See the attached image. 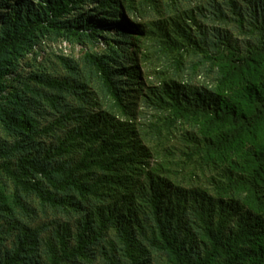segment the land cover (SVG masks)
<instances>
[{"label":"trees","instance_id":"16d2710c","mask_svg":"<svg viewBox=\"0 0 264 264\" xmlns=\"http://www.w3.org/2000/svg\"><path fill=\"white\" fill-rule=\"evenodd\" d=\"M0 264H264V0H0Z\"/></svg>","mask_w":264,"mask_h":264},{"label":"rangeland","instance_id":"374dc122","mask_svg":"<svg viewBox=\"0 0 264 264\" xmlns=\"http://www.w3.org/2000/svg\"><path fill=\"white\" fill-rule=\"evenodd\" d=\"M105 44H106V38L102 37L97 41L95 48L98 50L103 49L105 47ZM41 47H42L41 54L38 55L37 59L38 60L41 59L43 54L50 53L51 58L54 60L55 57L53 54L77 58L84 52L86 47H88V44L87 43L86 44L69 43L68 41L62 40V39H57V40L45 39L42 42ZM38 49H39V46H38ZM137 65L139 67V76L138 77L142 78L141 71H143V70H141V69H143V68L140 64H137ZM146 74H147V72H146ZM150 77H152V76H149V78ZM147 111H149L147 108L146 109L143 108V113L145 112V115L143 116V118L141 120H145V119H148L150 117L149 116L150 111L149 112H147Z\"/></svg>","mask_w":264,"mask_h":264}]
</instances>
